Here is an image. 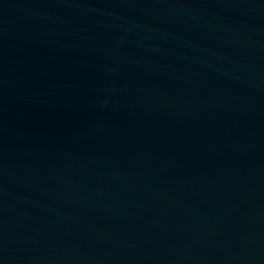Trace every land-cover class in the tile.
Instances as JSON below:
<instances>
[{"label":"water","instance_id":"1","mask_svg":"<svg viewBox=\"0 0 264 264\" xmlns=\"http://www.w3.org/2000/svg\"><path fill=\"white\" fill-rule=\"evenodd\" d=\"M0 264H264V0H0Z\"/></svg>","mask_w":264,"mask_h":264}]
</instances>
